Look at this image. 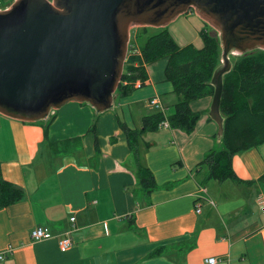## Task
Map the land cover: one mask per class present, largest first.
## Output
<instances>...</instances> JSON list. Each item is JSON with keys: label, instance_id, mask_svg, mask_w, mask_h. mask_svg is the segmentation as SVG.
Wrapping results in <instances>:
<instances>
[{"label": "crops", "instance_id": "crops-1", "mask_svg": "<svg viewBox=\"0 0 264 264\" xmlns=\"http://www.w3.org/2000/svg\"><path fill=\"white\" fill-rule=\"evenodd\" d=\"M165 66L166 60L145 65L146 84L126 96L115 93L111 110L97 114L89 104L67 103L53 114L49 132L46 119L4 124L13 155L0 159V173L25 198L0 209L2 264H206L210 257L217 264H264V144L233 156L242 183L216 181L200 165L221 143L208 113L190 135L160 127L141 162L157 189L147 196L139 186L118 121L140 129L142 118L158 111L152 98L165 110L175 103ZM210 103L204 98L191 108L204 113ZM1 146L4 153L2 140ZM36 227L51 238L34 241ZM65 237L71 247L61 252Z\"/></svg>", "mask_w": 264, "mask_h": 264}, {"label": "water", "instance_id": "water-1", "mask_svg": "<svg viewBox=\"0 0 264 264\" xmlns=\"http://www.w3.org/2000/svg\"><path fill=\"white\" fill-rule=\"evenodd\" d=\"M191 10L220 40L208 117L221 138L229 55L264 51V0H15L0 10V115L36 123L70 102L113 109L130 29L165 28Z\"/></svg>", "mask_w": 264, "mask_h": 264}, {"label": "trees", "instance_id": "trees-1", "mask_svg": "<svg viewBox=\"0 0 264 264\" xmlns=\"http://www.w3.org/2000/svg\"><path fill=\"white\" fill-rule=\"evenodd\" d=\"M12 1L0 0V7ZM200 38L203 45L199 49L190 44L179 46L164 30L147 38L140 47L141 57L132 56L125 61L124 71L132 74L125 78L130 82H143L147 80L145 65L166 60L165 79L177 97L171 115L165 116L160 111L150 113L142 118L140 129H129L122 121H118L134 160L135 177L147 196L157 189V184L152 172L139 160L140 143H145L146 149L150 147L142 140L143 136L156 132L165 120L171 130L190 135L203 116L202 112L192 110L191 103L204 98L211 99L213 95L210 81L214 70L220 65V43L205 31L200 33ZM250 53L242 55L232 63L230 72L223 76L220 103V113L224 119L221 136L223 148L219 151L211 150L200 163L208 167V179L242 183L233 171V156L264 143V51ZM132 91V87L120 85L116 93L126 96ZM207 119L211 121L209 117ZM90 132L95 135V128L92 127ZM44 133L46 135V129ZM50 146L54 153L62 152L55 149L54 144ZM94 146L98 151L96 137ZM260 181L264 184V174ZM24 198V191L3 179L0 173V209L21 202ZM160 253L159 249L148 257H156Z\"/></svg>", "mask_w": 264, "mask_h": 264}, {"label": "rangeland", "instance_id": "rangeland-1", "mask_svg": "<svg viewBox=\"0 0 264 264\" xmlns=\"http://www.w3.org/2000/svg\"><path fill=\"white\" fill-rule=\"evenodd\" d=\"M8 2L6 3L3 7H0V10H6L10 8L11 4L14 2ZM51 1V0H49ZM166 31L169 36L179 45V46H184V45H193L195 48L199 49L202 47L203 43L200 38V33L205 31L206 33H209L211 37H215L218 42L220 43L219 36L216 34L213 28H211L209 25H207L201 18L195 13L194 10H191L185 14H182L178 16L174 21H172L167 27L163 28H148V27H134L130 29V41L129 44L131 46H138L139 48L144 45L146 42L147 38L150 37L151 35L157 34L161 31ZM221 48V47H220ZM258 51L261 50H253L251 51L252 54L257 53ZM250 53V54H251ZM242 55H229V59L231 60L232 63H234L238 58H240ZM221 64V58L219 60ZM158 63V62H157ZM156 64V63H155ZM154 65V64H152ZM152 65H148L149 69L151 68ZM123 72L124 69H123ZM164 96V95H163ZM175 97V103L177 102V97L174 94ZM163 101L166 103V100L163 99ZM168 103V102H167ZM173 102H170L168 105V108L165 110L164 115H171L174 112V104ZM210 105V104H209ZM52 111L48 117H47V122L48 124V132H49V126L54 120V113L56 112ZM209 111V109H208ZM208 111L204 112L202 115L207 116ZM11 119L6 118L2 115H0V149H3L1 146V140L3 141V144L5 146V152L0 153V159H9L13 155V146L11 143L9 131L6 128L7 122H9ZM45 122V121H44ZM213 122V121H212ZM5 124V125H4ZM215 130L214 134L217 133L218 127L215 123ZM47 132V133H48ZM92 133V132H91ZM154 133H147L143 136L142 140L145 142H148V139H150V136H153ZM164 140V139H163ZM216 142H218V138L215 139ZM169 141V139L167 140ZM218 144V143H217ZM264 144V143H263ZM222 141L220 143V146L215 148L216 151L221 150L223 147ZM149 149V148H148ZM145 143L141 142L139 145V155H140V162H142L143 155L146 153Z\"/></svg>", "mask_w": 264, "mask_h": 264}, {"label": "built area", "instance_id": "built-area-1", "mask_svg": "<svg viewBox=\"0 0 264 264\" xmlns=\"http://www.w3.org/2000/svg\"><path fill=\"white\" fill-rule=\"evenodd\" d=\"M132 56L141 57L140 48L137 45L131 46L130 44H128L127 52H126V59H129V57H132ZM131 75H132L131 73H129L128 71H125L124 72V78L122 75L119 86L120 85L125 86V87L129 86V87H132L133 90H135V89L142 88L146 84V81L141 82L140 80H136V81L130 82L127 78H125V77H130ZM149 104H150V106L155 107L158 111L164 113L165 109L160 104L157 97L152 98L149 101ZM160 127L170 129L169 123L167 120L163 121L160 124ZM200 192L205 193V189L200 188ZM199 211H200L199 208H197V212H199ZM261 212L264 213V205L261 208ZM70 221L74 222L75 218L74 217L70 218ZM30 236L34 241H40V240H44V239H50L51 233L47 229H45L44 227H36L31 231ZM58 245H59V249L61 252H66L71 247V239L69 237H65L61 241H59ZM4 259H5L4 254L0 253V264H2ZM218 262H219V260H217L214 257H210V258L205 260L206 264H217Z\"/></svg>", "mask_w": 264, "mask_h": 264}]
</instances>
